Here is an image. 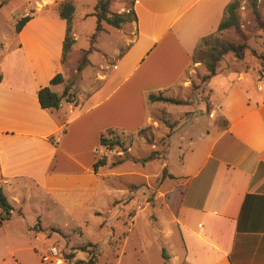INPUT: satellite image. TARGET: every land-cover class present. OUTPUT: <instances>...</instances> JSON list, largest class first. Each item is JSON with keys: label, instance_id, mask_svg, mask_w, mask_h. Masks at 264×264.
Masks as SVG:
<instances>
[{"label": "crops", "instance_id": "1", "mask_svg": "<svg viewBox=\"0 0 264 264\" xmlns=\"http://www.w3.org/2000/svg\"><path fill=\"white\" fill-rule=\"evenodd\" d=\"M229 1L132 0L136 21L126 51L114 48L111 64H96L86 57L79 70V64L72 66L77 78L84 67L95 64L90 81L97 85L86 84L85 90L75 84L64 65L67 25L57 11L33 12L17 32L13 25L11 40L0 44V186L12 206L8 219L12 212L22 214L30 199L36 201V216L43 206L73 217L106 193L100 180L111 174L138 175L146 180L149 191L157 192L138 197L133 186L119 187L126 198L114 199L112 204L123 210L128 207L133 222L144 208L168 213L152 218L160 220L161 245L178 244L167 254L169 263L264 264V89L257 87L258 59L244 53L242 60H236L232 54L223 64V56L218 73L229 76L231 84L219 96L214 97V75L208 79L212 95L207 115L209 111V118L220 115L221 119L210 123L197 143L188 136L187 158H182L178 172L167 171L172 175L168 178L184 187L179 202L166 199L180 185L162 188L160 184L155 189L150 183V176L157 179L160 173L107 172V162L95 170L98 155L90 157L100 151V132L113 126L117 114L121 118L123 98L128 95V89L122 90L126 82L139 88L129 95L136 106L127 122L139 129L158 125L153 114L162 103L151 102L159 104L151 105L156 110L150 115L151 103L143 102L144 96L175 87L187 90L195 45L216 30ZM58 72L62 81L50 84ZM46 85L58 95L70 87L75 102L63 99L57 108H42L37 91ZM137 99L142 100L138 106ZM192 113V108H184L182 117L195 116ZM149 145L152 150L159 148L156 142ZM130 148L131 144L125 150ZM157 198L162 199L160 204ZM94 213L101 214L98 209ZM15 253L14 249L8 254L12 264H22Z\"/></svg>", "mask_w": 264, "mask_h": 264}, {"label": "rangeland", "instance_id": "2", "mask_svg": "<svg viewBox=\"0 0 264 264\" xmlns=\"http://www.w3.org/2000/svg\"><path fill=\"white\" fill-rule=\"evenodd\" d=\"M60 1L63 0H0V44L6 45L11 40L13 25L23 12L28 13V15H32L35 11L51 13L56 11V6ZM70 1L74 5L70 20V34L71 37L74 36L75 40L72 39L64 51L63 62L69 71L68 73L74 78L75 84L85 90L86 84L97 85L96 82L90 81L94 73L95 64L92 66L90 63L84 67L81 77L78 76L77 78L76 74L72 72V66L76 68L86 57L96 64H99L100 61L111 64L110 62L114 59L112 54L114 48L120 47L121 51H126V42L133 37L134 25L133 21H131L121 25L119 28H113L102 23L105 30L96 31V17L92 13L94 12V6L99 0ZM107 1L109 11L119 13L126 11L131 3V0ZM257 7L261 18L264 19V0H257ZM237 14L238 29L228 28L222 31L219 36L222 40L227 41H246L249 48L245 53L247 57L250 55L253 59H258L256 80L261 81L264 77V31L257 29L248 0L241 1ZM253 53L262 57H256V54L254 55ZM231 56L232 53L225 54L222 63H226ZM191 66L188 77L190 84L187 90L175 87L173 90L162 91L164 95L184 99L187 105L161 102L162 108L153 114L155 120L158 121V125L152 126L149 124V127L139 134V137L144 139L140 138L137 140L136 137L128 151L125 150L129 145L128 140H126L125 146L121 148H99L98 154H91V159H93V156L96 157V155L98 157L104 155L107 162V172L117 169L124 172L133 170L135 172L142 171L158 174L161 173L164 167L169 172H178L182 158L186 159L189 153V140L187 137L191 136L193 138L192 142L197 143L199 134H205L206 129H208L206 127L210 123L214 122L216 124L221 119L220 115H216L214 119L209 118L208 115L211 116L209 111L207 115L206 104H208L207 101L212 95L210 91L212 84L209 80H202V76L206 73L203 63L197 62ZM217 73L218 71L214 74V97L219 96L222 90L231 84L229 76L222 75L220 72L218 73L220 76H217ZM128 84L129 82H126L122 87L123 91L128 89V95L123 98L121 118H119L120 114H117L112 120L113 126L110 125L107 128H113L119 132L123 131L126 134H134L139 127H136L132 122H127L130 111L136 106L133 99H129V95L131 93L134 94L135 91L138 92L139 88L129 87L127 86ZM144 101L147 104L145 96ZM139 103H142V100L137 99V106ZM157 104L159 103H151L150 106ZM150 106L149 113L152 115V111L156 109L154 106ZM184 108H192V114L195 116L182 117ZM165 110L166 114H163L162 112ZM159 116L168 118L170 122L174 123L171 126L172 132L169 127L158 120ZM192 122L197 123L195 126H191ZM116 124H125L127 126L124 125L123 128L120 127L122 125L117 126ZM165 131L171 134L169 133V148L164 163L159 158L143 160L153 151L149 143H158L163 139ZM180 136L185 137V139L180 140ZM159 147L158 149H161L160 145ZM111 175L99 182L100 185L105 184L106 193H101L94 200L90 209L86 208L76 213L73 217L54 212L55 210L51 211L43 206L37 209L39 213L36 216V211L33 209L36 203L34 199L25 202L22 214L12 212V217L0 224V264H12L8 254L14 249L17 251L15 256L20 258L22 264H42V254L50 245H55L59 249L60 254L68 257L69 264H85L88 258L92 256L95 257L94 264H164L163 250L167 256L169 252L178 248V244L174 246L172 242L170 243L172 248L169 244L161 245V240L164 241V239L163 234L159 232L160 224L158 222L161 216H169L168 213L162 208L153 210L151 207L144 208L133 222L131 221L128 207H123V210L119 209L118 205L113 206L112 204L114 199L126 198V193H121L119 187L128 188L130 185L133 186L136 188L135 191L138 197H141L142 193H145L146 197H152L157 191H149L145 185L146 180L141 176L128 174L122 176ZM149 179L150 183L153 182L155 189L159 188L160 184H163L162 188H170L176 186V184L180 185L166 199L171 200L173 203L179 202L184 188L179 180L175 181L168 177L160 179V176L157 179L150 176ZM161 200V198H157L155 200L156 204H160ZM94 209L100 210L101 214H95ZM153 212L154 214L152 215ZM152 216H157L159 219L154 221ZM147 221L150 224H147ZM112 231H114V235ZM124 237L126 239L123 242ZM141 246L143 249H141ZM43 264L45 263L43 262ZM168 264L172 263L168 262Z\"/></svg>", "mask_w": 264, "mask_h": 264}, {"label": "trees", "instance_id": "3", "mask_svg": "<svg viewBox=\"0 0 264 264\" xmlns=\"http://www.w3.org/2000/svg\"><path fill=\"white\" fill-rule=\"evenodd\" d=\"M242 0H230L225 8L224 14L221 18L216 30L212 33H209L203 37H201L194 48L193 54L191 56V60L193 63L201 62L203 63L206 73L202 76L203 81H207L212 75L216 74L219 67V62L222 57L227 53H232L236 60H242L244 57L245 51L249 48L248 44L245 40H241L239 42L227 41L222 40L219 34L228 29L234 28L238 29L239 21H238V14L237 10L241 5ZM250 2L252 13L254 15L255 22L257 24V29L260 31H264V19L261 18L260 12L257 7V0H248ZM56 11L58 15L65 19L66 21V34L63 41V53L68 47L69 43L72 40L70 34V20L72 13L74 11V5L70 0H63L60 1L56 6ZM96 17V31L105 30L102 23H105L113 28H119L123 24L130 23L131 21H136V15L132 9V0L130 3L129 8L126 11L119 13V12H111L108 9V1L107 0H99L97 4L94 6V12L92 13ZM30 18L29 15H25L19 18L15 24L14 29L15 31H19L22 25ZM253 52V51H252ZM254 55L256 53H253ZM64 55V54H63ZM262 57L261 55H257L256 57ZM86 61L83 59L82 63L78 65L77 70H79L82 64ZM62 81V75L58 72L56 73L51 79L50 84H56ZM70 87H65L62 94L58 95L54 92L49 85L42 86L37 91V99L42 108H57L60 102L65 99L69 102H75L73 100V94L69 92ZM148 101L150 102H163V103H170V104H186L184 99H178L171 96L164 95L162 92L157 93H149L147 96ZM166 114V111L162 112ZM158 120L164 123L167 127L171 129V126L174 124L170 122L168 118L163 116H159ZM149 127L146 125L140 129H138L134 134H126L123 131L119 132L113 128H107L104 131L100 132L99 134V147L101 149H111L115 147H124L126 140H128L129 144H132L136 137H139V134L142 131ZM169 136V132H167L163 139H161L158 143L161 146V149H156L150 152V154L145 157L143 160L146 159H153L159 158L162 161H165L166 153L168 150V142L167 138ZM160 148V147H159ZM106 163L105 156L102 155L98 157L95 162L93 163V168L96 170L99 166H102ZM160 179L165 177H172L170 173L167 172L166 167H164L160 173ZM0 223L3 220H6L11 215L12 206L8 202L6 196L4 195L1 186H0ZM92 246V245H90ZM85 248V247H84ZM88 251V250H87ZM89 252V251H88ZM164 257V264H168L167 256L165 255L164 251L162 253ZM95 257H89L88 261L85 264H94Z\"/></svg>", "mask_w": 264, "mask_h": 264}, {"label": "built area", "instance_id": "4", "mask_svg": "<svg viewBox=\"0 0 264 264\" xmlns=\"http://www.w3.org/2000/svg\"><path fill=\"white\" fill-rule=\"evenodd\" d=\"M257 87L264 89V77L261 81H257ZM42 260L45 264H69V258L60 254L59 249L55 245H50L46 248L42 254Z\"/></svg>", "mask_w": 264, "mask_h": 264}]
</instances>
